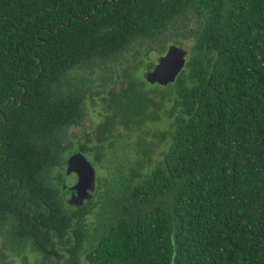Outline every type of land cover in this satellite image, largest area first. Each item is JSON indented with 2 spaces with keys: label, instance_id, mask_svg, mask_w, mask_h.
<instances>
[{
  "label": "trees",
  "instance_id": "trees-1",
  "mask_svg": "<svg viewBox=\"0 0 264 264\" xmlns=\"http://www.w3.org/2000/svg\"><path fill=\"white\" fill-rule=\"evenodd\" d=\"M176 20L185 65L150 82L149 45L183 44ZM95 87L103 119L75 146ZM152 137L166 148L149 165ZM75 150L96 171L81 204L63 179ZM100 203L106 218L81 220ZM1 240L43 264H264V0H0Z\"/></svg>",
  "mask_w": 264,
  "mask_h": 264
},
{
  "label": "rangeland",
  "instance_id": "rangeland-1",
  "mask_svg": "<svg viewBox=\"0 0 264 264\" xmlns=\"http://www.w3.org/2000/svg\"><path fill=\"white\" fill-rule=\"evenodd\" d=\"M182 22L183 20H176L171 23V26L168 29V38L170 39L168 45L177 41L183 43L181 47H183L184 49L186 48L188 49L191 44L192 38L190 36L188 37V34L185 30H182V27L184 25L182 24ZM158 56H159V49L152 45H149V52L147 54V58L149 60L150 59L157 60ZM121 58L122 60L120 61V63H122L123 66L120 67V69L117 72H115L117 76L115 79H111L112 83L109 85V87H113V86L119 87L121 85V82L125 77L124 67H126L127 64L133 62L132 59L133 54H130L128 52H125L121 56ZM127 69L128 68H126V70ZM146 70L147 69L144 70V68L141 69L140 72H142V75L146 74ZM97 90H99V87H95L94 90H92L91 93L88 94V96L85 99L84 108L82 111L81 123L66 129L71 141L73 142V145L75 146L79 145V143H83V140L85 141V139L88 137V134H91L95 131L94 130L95 127H97L99 121L103 119L101 111L105 109L106 101L104 102L102 96L107 95V93L104 91V93L99 94L97 93ZM153 127H154L153 129H158V130L164 128V126L160 123L153 125ZM148 146L150 149V154H149L150 158H146L144 159V161H146V163L150 165V164H154L157 161V159L163 155L166 148V143L162 139L152 137L150 140V145ZM66 182L69 183L74 182L73 175H68ZM102 206L103 205L101 203L99 205L95 204L92 210L86 212L87 215H84L81 220H84L91 224L92 223L96 224L101 219L106 218L100 215L99 213L100 210H102ZM91 232L92 229L87 232L88 238L84 240V246L94 241L93 234ZM74 241H75V237L72 235L70 243H68V245H66L63 248L73 245ZM0 252H1L0 264H43L42 255L36 253L30 244L23 245L21 249L18 251L14 249L13 245L3 242V240H1ZM60 252L65 254L66 257L68 256L67 252H62L61 250ZM62 260L63 259L59 260L55 255H50L46 264H62Z\"/></svg>",
  "mask_w": 264,
  "mask_h": 264
},
{
  "label": "water",
  "instance_id": "water-1",
  "mask_svg": "<svg viewBox=\"0 0 264 264\" xmlns=\"http://www.w3.org/2000/svg\"><path fill=\"white\" fill-rule=\"evenodd\" d=\"M186 53L187 50L171 45L158 57L153 68L146 71V78L150 82L166 85L175 81L185 65ZM72 171L77 174V180L70 186L75 191L71 192L67 201L71 204H81L92 197L95 188V167L83 152L77 150L67 158L66 173Z\"/></svg>",
  "mask_w": 264,
  "mask_h": 264
},
{
  "label": "flooded vegetation",
  "instance_id": "flooded-vegetation-1",
  "mask_svg": "<svg viewBox=\"0 0 264 264\" xmlns=\"http://www.w3.org/2000/svg\"><path fill=\"white\" fill-rule=\"evenodd\" d=\"M75 151H77V150H75ZM75 151H72L71 153H73V152H75ZM71 153H69V155L71 154ZM68 155V156H69ZM68 156H67V158H68ZM67 158H66V160H65V168H64V173H63V179L65 180V178H66V175L68 176V175H73V177H74V182L77 180V174L75 173V172H70V173H66V167H67ZM74 182H72V183H69V182H67L68 183V185H69V187L74 183ZM75 190H72V189H70V192H69V195L68 196H70V194H71V192H74Z\"/></svg>",
  "mask_w": 264,
  "mask_h": 264
}]
</instances>
